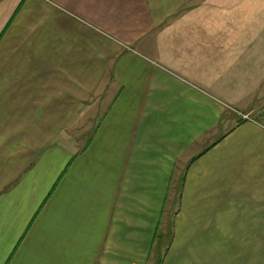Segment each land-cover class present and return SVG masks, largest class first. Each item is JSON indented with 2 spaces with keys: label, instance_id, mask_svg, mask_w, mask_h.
<instances>
[{
  "label": "crops",
  "instance_id": "1",
  "mask_svg": "<svg viewBox=\"0 0 264 264\" xmlns=\"http://www.w3.org/2000/svg\"><path fill=\"white\" fill-rule=\"evenodd\" d=\"M168 227L156 264H264V0H0V264Z\"/></svg>",
  "mask_w": 264,
  "mask_h": 264
},
{
  "label": "rangeland",
  "instance_id": "2",
  "mask_svg": "<svg viewBox=\"0 0 264 264\" xmlns=\"http://www.w3.org/2000/svg\"><path fill=\"white\" fill-rule=\"evenodd\" d=\"M169 226V224H168ZM170 227H168L167 229H165V231L163 232V238L160 240V243H158L155 247H154V263L156 264V259L158 257V255H160V253L162 252L163 248L165 247L166 242L168 241L169 237H170Z\"/></svg>",
  "mask_w": 264,
  "mask_h": 264
}]
</instances>
